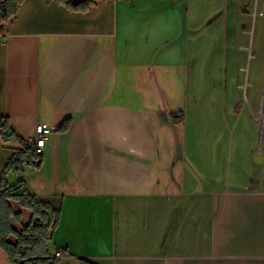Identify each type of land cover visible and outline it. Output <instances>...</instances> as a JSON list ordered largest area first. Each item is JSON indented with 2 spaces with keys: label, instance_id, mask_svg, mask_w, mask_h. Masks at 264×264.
<instances>
[{
  "label": "crops",
  "instance_id": "1",
  "mask_svg": "<svg viewBox=\"0 0 264 264\" xmlns=\"http://www.w3.org/2000/svg\"><path fill=\"white\" fill-rule=\"evenodd\" d=\"M2 30L0 116L54 130L7 180L60 209L58 264H264V0H25Z\"/></svg>",
  "mask_w": 264,
  "mask_h": 264
},
{
  "label": "trees",
  "instance_id": "2",
  "mask_svg": "<svg viewBox=\"0 0 264 264\" xmlns=\"http://www.w3.org/2000/svg\"><path fill=\"white\" fill-rule=\"evenodd\" d=\"M24 1L0 0V24L16 17ZM98 1L74 3L71 0H56L59 5L77 13L88 12ZM173 118L177 122L178 117L174 115ZM0 139L5 143L17 141L21 146L5 166L0 178V250L6 254L10 264H58V258L51 255L49 246L59 225L60 209L31 194L24 180L13 186H9L7 181L8 175H19L26 167L39 169L42 155L28 141L17 136L8 117L0 116ZM14 205L19 210H15ZM25 211L30 212L26 224L23 223ZM80 263L88 264L86 261Z\"/></svg>",
  "mask_w": 264,
  "mask_h": 264
},
{
  "label": "built area",
  "instance_id": "3",
  "mask_svg": "<svg viewBox=\"0 0 264 264\" xmlns=\"http://www.w3.org/2000/svg\"><path fill=\"white\" fill-rule=\"evenodd\" d=\"M2 25L0 24V40L6 36V33L2 30ZM54 133V130L48 124H38L35 129V136L28 140V143L33 146L34 150L38 154H43V150L47 145V142L50 139V136ZM63 253L61 251H57L55 253L56 258H61Z\"/></svg>",
  "mask_w": 264,
  "mask_h": 264
},
{
  "label": "rangeland",
  "instance_id": "4",
  "mask_svg": "<svg viewBox=\"0 0 264 264\" xmlns=\"http://www.w3.org/2000/svg\"><path fill=\"white\" fill-rule=\"evenodd\" d=\"M209 38H210V37H209ZM207 39H208V37H206V39H205V45H204V47L201 45V49H200V50H201V53H203V52L206 51V50L203 51L204 48H206L207 50H209L208 47H207V46H208V44H207ZM211 47H212V46H211ZM207 53H209V51H207ZM207 61H208V60H206V62H207ZM243 66H245L246 68H248V67H249V64H248V63H247V64H243ZM252 66L255 68V66H256L255 63H253ZM252 81L254 82V79H253V78H252ZM262 134H263V135L261 136L262 138H259V143H258V147H259V148H261V147L264 148V130H263ZM8 162H9V161H8ZM4 169H5V168H4ZM3 171H4V170H3ZM23 172H24V171H23ZM23 172H22V173H23ZM22 173H21V174H22ZM21 174H19V175L11 174V175L20 176ZM8 176H9V175H8ZM7 181H8V180H7ZM14 208H15V210H19V208H18L16 205H14ZM25 213L27 214L26 216L29 218V217H30V213H29V212H25ZM58 262H59V261H58Z\"/></svg>",
  "mask_w": 264,
  "mask_h": 264
}]
</instances>
